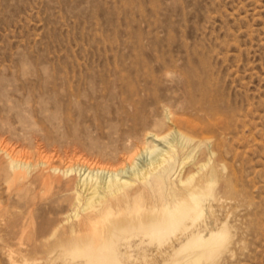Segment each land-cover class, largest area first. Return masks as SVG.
I'll list each match as a JSON object with an SVG mask.
<instances>
[{
	"label": "rangeland",
	"instance_id": "374dc122",
	"mask_svg": "<svg viewBox=\"0 0 264 264\" xmlns=\"http://www.w3.org/2000/svg\"><path fill=\"white\" fill-rule=\"evenodd\" d=\"M174 121L200 146L190 169L218 167L213 264H264V0H0V250L47 264L75 198L63 171L123 167Z\"/></svg>",
	"mask_w": 264,
	"mask_h": 264
},
{
	"label": "bare ground",
	"instance_id": "6f19581e",
	"mask_svg": "<svg viewBox=\"0 0 264 264\" xmlns=\"http://www.w3.org/2000/svg\"><path fill=\"white\" fill-rule=\"evenodd\" d=\"M170 114L166 110V119ZM176 125L161 132L147 131L118 169L67 167L64 175L78 177L73 208L65 223L54 234L50 231L54 241L38 246L42 247L39 259L47 264L215 263L229 242L227 226L214 221L215 227H210L218 167H209L210 156L191 170L200 146ZM150 135L155 141H148ZM208 151L213 155L211 148ZM10 165L13 170L33 167L12 156ZM64 229L66 233L60 235ZM22 242L2 246L0 251L7 250L11 264L25 260Z\"/></svg>",
	"mask_w": 264,
	"mask_h": 264
}]
</instances>
